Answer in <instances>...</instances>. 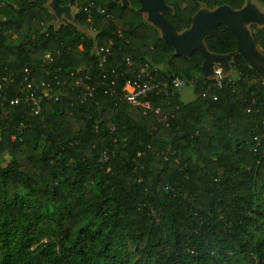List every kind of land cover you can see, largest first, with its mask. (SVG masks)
<instances>
[{
    "label": "trees",
    "instance_id": "obj_1",
    "mask_svg": "<svg viewBox=\"0 0 264 264\" xmlns=\"http://www.w3.org/2000/svg\"><path fill=\"white\" fill-rule=\"evenodd\" d=\"M49 1L0 0V264H264L263 77L236 55L233 82L216 88L202 53L173 57L139 4L78 0L77 25L59 28ZM245 2L167 0L175 13L165 17L183 31L203 6ZM89 3L109 17L89 20ZM255 30L264 53V28ZM96 43L111 50L106 67ZM206 44L237 50L225 26ZM26 69L33 84L65 82L63 100L39 115L12 105ZM142 69L194 80L195 99L154 97L161 113L145 115L120 94ZM105 73L117 96L99 89L77 103L75 92Z\"/></svg>",
    "mask_w": 264,
    "mask_h": 264
},
{
    "label": "water",
    "instance_id": "obj_2",
    "mask_svg": "<svg viewBox=\"0 0 264 264\" xmlns=\"http://www.w3.org/2000/svg\"><path fill=\"white\" fill-rule=\"evenodd\" d=\"M122 1L124 8L130 7L127 0ZM140 7L136 10L143 15L148 24L160 33L161 39L174 51L173 57L191 58L193 53L199 51L204 57L201 73L204 79H213L216 74L214 66L221 64L224 68V77H232L231 61L236 55H241L249 66L258 72L264 79V53L257 47L250 27L264 28V10L253 0H246L240 9H234L229 5L209 9L205 6L192 17L190 27L179 31L165 16L173 15L175 10L167 3V0H138ZM77 0H68V4L62 6L60 0H51L48 8L53 12L60 28L64 22L77 25L74 17V9ZM220 26L230 30L237 40V50L229 54H217L211 52L206 40L216 35Z\"/></svg>",
    "mask_w": 264,
    "mask_h": 264
},
{
    "label": "built area",
    "instance_id": "obj_3",
    "mask_svg": "<svg viewBox=\"0 0 264 264\" xmlns=\"http://www.w3.org/2000/svg\"><path fill=\"white\" fill-rule=\"evenodd\" d=\"M76 12H77V8ZM84 15L87 16L89 20L93 18L95 14L99 15H108L107 11L94 3H89L86 7L83 8ZM76 14H74L75 17ZM109 17V15H108ZM86 35H94L93 30H82ZM94 53L99 57L100 66L106 67L110 62L111 50L107 46H99L97 43L94 47ZM53 61L50 54H46L44 57V62L46 65L50 64ZM129 66L133 65V62L127 61ZM215 78L216 81L215 87L222 89L226 83H232V77H224V68L221 64H216L214 66ZM114 73V71H113ZM49 73H47L48 75ZM24 83L21 88V97L11 101V104H17L19 101H23L31 107L32 112L35 115H39L40 106L45 102H59L63 100L65 94L61 92L57 87H62L65 85V82L59 80L58 77H55L56 83L53 85L50 81L44 79L40 80L39 83L33 84L31 82V72L25 70ZM80 82L83 80L91 81L90 75H85L81 77ZM107 81V74L101 76L95 84H89V86L83 90L79 88L75 92V101L79 104L86 103L89 99H93L97 90L102 89L103 93L111 97L117 96L115 86L117 84L116 80H112L110 88H106L105 84ZM194 80H186L181 77H170V78H159L155 71L154 74L149 73L148 70L142 69L133 79L126 82L124 87H122L121 97L122 99L131 106L138 107L142 109L145 115L155 114L159 115L161 113V108L156 106L152 98L158 96H164L165 98H171L176 94H179L181 90L185 89L188 86H194ZM105 86V87H104ZM217 100V98H214ZM249 112L251 109L248 110ZM109 155L107 152H103L101 155V161L108 162Z\"/></svg>",
    "mask_w": 264,
    "mask_h": 264
},
{
    "label": "rangeland",
    "instance_id": "obj_4",
    "mask_svg": "<svg viewBox=\"0 0 264 264\" xmlns=\"http://www.w3.org/2000/svg\"><path fill=\"white\" fill-rule=\"evenodd\" d=\"M253 1L258 3L256 0H253ZM261 7L264 10V7L263 6H261ZM73 12H74V14H76L77 13L76 9H74ZM56 24H58L57 21H56ZM255 27L258 28L257 26H251L250 27L252 35H253V32L256 31ZM179 98H180V101L182 103H184V104L192 102L195 99V89H194V87L193 86H188L185 89L181 90L180 93H179Z\"/></svg>",
    "mask_w": 264,
    "mask_h": 264
},
{
    "label": "flooded vegetation",
    "instance_id": "obj_5",
    "mask_svg": "<svg viewBox=\"0 0 264 264\" xmlns=\"http://www.w3.org/2000/svg\"><path fill=\"white\" fill-rule=\"evenodd\" d=\"M51 1V0H50ZM49 1V2H50ZM128 1V3H129V5H130V7L135 3V4H139V6H140V2L138 1V0H127ZM48 2V3H49ZM60 3H61V5L62 6H65V5H67L68 4V0H60ZM116 3V2H115ZM77 4H78V0H77ZM116 4H120L121 6H122V1H120V2H117ZM48 5V4H47ZM123 7V6H122ZM77 8V7H76ZM129 8V7H128ZM52 12V11H51ZM53 13V12H52ZM54 15V14H53ZM56 18V17H55ZM57 20V19H56Z\"/></svg>",
    "mask_w": 264,
    "mask_h": 264
}]
</instances>
